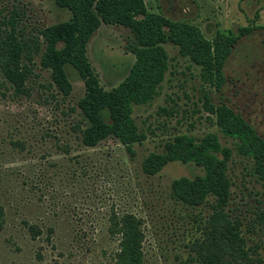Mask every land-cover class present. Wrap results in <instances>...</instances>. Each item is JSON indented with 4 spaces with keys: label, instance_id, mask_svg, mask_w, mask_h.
Masks as SVG:
<instances>
[{
    "label": "rangeland",
    "instance_id": "obj_1",
    "mask_svg": "<svg viewBox=\"0 0 264 264\" xmlns=\"http://www.w3.org/2000/svg\"><path fill=\"white\" fill-rule=\"evenodd\" d=\"M145 2L152 13L198 27L214 43L235 39L225 83L212 93L213 102L241 115L264 139V0ZM15 5L26 11L30 30L70 17L56 0H0V11L8 14ZM133 43L131 31L117 26L103 25L92 38L88 56L105 89L118 87L129 75L135 63ZM165 48L171 68L160 95L151 107L135 109L139 123L143 126L148 118L156 134L140 144L109 141L77 151L70 126L79 117L77 102L85 85L72 70L74 89L68 98L52 97L46 87L49 74L41 69L35 70L38 75L26 96L16 97L0 78V204L6 213L0 264H115L118 240L108 232L113 210L143 219L146 264H202L192 247L207 237L216 199L191 207L175 198L172 189L176 180L203 170L180 162L152 176L143 170L148 157L166 154L176 129L195 138L214 133L232 151L230 201L224 212L239 225L250 256L264 262V182L254 175L253 162L238 154L233 139L200 119V68L181 57L172 43ZM159 106L174 108L176 118L158 117ZM164 122L166 128L155 130ZM25 223L38 224L43 234L33 240Z\"/></svg>",
    "mask_w": 264,
    "mask_h": 264
},
{
    "label": "trees",
    "instance_id": "obj_2",
    "mask_svg": "<svg viewBox=\"0 0 264 264\" xmlns=\"http://www.w3.org/2000/svg\"><path fill=\"white\" fill-rule=\"evenodd\" d=\"M56 3L70 13L69 19L31 30L26 11L17 5L8 14L0 11V78L16 97L26 96L30 92L28 85L38 75L35 70L41 69L49 74L46 87L53 91L52 97L68 98L74 89L69 70L75 72L85 85V94L77 102L79 117L70 126L76 134L77 151L96 149L109 141L123 146L140 144L156 135L152 123L147 124L148 118L142 120L143 126L139 123L141 118L135 116V109L151 107L160 95L171 68L165 45L172 43L179 48L181 57L200 68L198 111H203L200 119L205 118L225 137L233 139L238 154L253 162L254 175L264 182V139L241 115L225 104H215L212 98L214 90L220 91L225 83L224 68L235 45L233 37L214 43L198 27L152 13L145 0H56ZM103 25L129 29L134 37L130 49L135 63L125 80L110 90L101 85L88 56L89 44ZM169 108L159 106L157 116L176 118L178 112ZM182 112L188 113L187 109ZM167 124L155 125V130L166 128ZM194 125L190 122L189 127L193 129ZM170 136L173 140L167 142L166 154L148 157L143 170L147 175H156L173 162L194 164L203 170L202 175L176 180L172 189L175 198L191 207L201 206L211 197L216 199L207 237L192 247L199 261L264 264L260 258L250 256L239 225L224 212L230 201L227 167L232 151L222 147L214 133L195 138L176 129ZM5 223V207L0 204V232ZM143 224V219L133 213L112 211L108 232L118 240L115 264H146ZM25 225L33 240L43 234L38 224Z\"/></svg>",
    "mask_w": 264,
    "mask_h": 264
}]
</instances>
